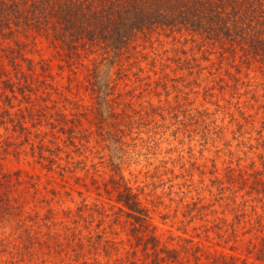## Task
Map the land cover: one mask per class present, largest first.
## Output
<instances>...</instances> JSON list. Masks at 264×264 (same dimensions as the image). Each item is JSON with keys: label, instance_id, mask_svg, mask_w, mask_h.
<instances>
[{"label": "rangeland", "instance_id": "rangeland-1", "mask_svg": "<svg viewBox=\"0 0 264 264\" xmlns=\"http://www.w3.org/2000/svg\"><path fill=\"white\" fill-rule=\"evenodd\" d=\"M17 38H0V264H264L259 63L168 29L118 58Z\"/></svg>", "mask_w": 264, "mask_h": 264}, {"label": "trees", "instance_id": "trees-1", "mask_svg": "<svg viewBox=\"0 0 264 264\" xmlns=\"http://www.w3.org/2000/svg\"><path fill=\"white\" fill-rule=\"evenodd\" d=\"M156 29L197 35L218 45L224 57L239 52L264 71V0H0L1 39L15 42L19 34L32 31L70 54L98 46L118 58L138 34ZM99 66L96 64L92 72L95 81ZM103 91L97 95L98 103L105 105L102 114L110 118L115 113L109 105V93ZM255 181L264 189L259 175ZM122 187L117 200L128 215L145 222L147 212L137 195L129 186ZM146 240L145 246L151 242L157 255L156 238L150 235ZM257 257L264 259V237Z\"/></svg>", "mask_w": 264, "mask_h": 264}]
</instances>
